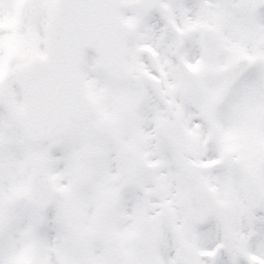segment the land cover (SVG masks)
I'll list each match as a JSON object with an SVG mask.
<instances>
[{
	"label": "clouds",
	"instance_id": "clouds-1",
	"mask_svg": "<svg viewBox=\"0 0 264 264\" xmlns=\"http://www.w3.org/2000/svg\"><path fill=\"white\" fill-rule=\"evenodd\" d=\"M0 264H264V0H0Z\"/></svg>",
	"mask_w": 264,
	"mask_h": 264
}]
</instances>
